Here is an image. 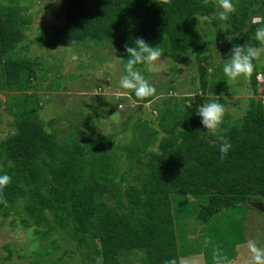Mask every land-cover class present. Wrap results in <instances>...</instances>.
Returning <instances> with one entry per match:
<instances>
[{
    "label": "trees",
    "instance_id": "16d2710c",
    "mask_svg": "<svg viewBox=\"0 0 264 264\" xmlns=\"http://www.w3.org/2000/svg\"><path fill=\"white\" fill-rule=\"evenodd\" d=\"M233 3L236 11L224 30L217 0L207 5L204 0H64L63 23L43 27L34 38L27 34L26 7L19 0L0 3V90L18 93L11 109L13 132L0 140V175L12 178L3 191L8 206L0 203V219L18 220L37 236L31 264H179L182 255L201 252L208 264L234 258L232 250L230 255L226 251L227 245L235 246L231 237L213 225L232 209H262L249 202L264 198V99L256 97V61L248 77L253 97L241 117L225 110L221 132L213 135L197 115L204 103L225 106L229 94L223 66L210 63L212 46L225 38L219 31L228 35L230 47L261 46L255 33L264 27V0ZM204 15L216 16L203 23L208 27L195 19ZM138 37L159 46L175 74L176 61L193 55L199 83L195 86L192 76L194 94L170 95L174 75L149 82L167 96L158 100L155 119L130 115L122 131L109 134L96 133L91 119L64 129L53 127L57 119H43L40 95L28 91L44 88L46 79L48 92H62L51 83L67 75H53L41 59L21 55L30 44L50 51L88 42L109 44L125 73V46ZM136 68L148 75L146 65ZM129 97L138 105L154 98ZM124 132L130 133L127 140L120 136ZM221 134L232 145L223 161ZM188 219L202 227L201 244L192 242L187 250L176 227Z\"/></svg>",
    "mask_w": 264,
    "mask_h": 264
},
{
    "label": "rangeland",
    "instance_id": "374dc122",
    "mask_svg": "<svg viewBox=\"0 0 264 264\" xmlns=\"http://www.w3.org/2000/svg\"><path fill=\"white\" fill-rule=\"evenodd\" d=\"M20 4L26 7L25 14L29 17V30L27 34L34 38L43 27L51 24L63 23V1L64 0H19ZM10 0H0L1 4L7 5ZM218 10L221 11L218 7ZM219 19V18H218ZM226 20H218L219 27L226 28ZM202 26H205L202 23ZM219 35L225 38L220 43H216L214 57L211 60V67L221 64L222 66L227 59L230 58L229 53L233 48L226 44L227 37L224 31H219ZM69 47V48H67ZM264 47L261 45L259 48ZM60 50L58 53L56 50ZM54 51L40 48L36 44H30L27 50L21 55H28L31 58L41 59L46 68H50L53 75L57 74L65 77L53 81L51 85H55L62 92L46 90L50 87L48 80H43L44 88L36 87L34 91L40 95L41 111L40 114L44 120L57 119L54 128H67L75 121L82 122L85 119H91L96 124V133H115L122 131L128 118L140 114L144 119H155L158 112L156 107L158 102H162L165 96L164 91H160L154 95L153 101L145 105H138L133 102L129 94H125L124 90L119 87V79L124 75V70L120 59L117 58L116 49L105 43L88 42L77 46L58 47ZM71 53L80 56L79 62H69ZM191 55V56H190ZM175 61V60H173ZM256 61V69L259 72L257 77V98H264V53ZM177 73L171 71L173 64L167 57H161L157 62V66L153 69L146 65L147 76L149 82L154 84L162 82L174 75L175 91L170 95L173 97H182L184 95L194 94L191 90V78H196L195 86H198V75L194 74L196 67L194 66L193 55L190 53L176 61ZM62 70V71H61ZM50 71V70H49ZM212 71V69H210ZM50 75L48 74V77ZM44 79V78H43ZM38 84V83H37ZM96 85L102 86L100 89ZM229 94L226 96L225 110L234 118L241 117L248 100L253 97L249 84V78H239L230 80L228 78ZM57 93V94H56ZM18 93L12 91L0 90V140L6 138L13 132V115L11 113L12 103ZM160 98V99H158ZM159 100V101H158ZM43 105V106H42ZM157 128V126L155 127ZM129 132L121 133V137H128ZM126 137V140H127ZM161 137V134L159 135ZM120 140V139H119ZM117 141V137H116ZM125 142V141H124ZM154 149L156 145L152 146ZM147 158L144 159L146 161ZM192 202V199H190ZM190 202V205L192 206ZM197 204L200 201H196ZM264 206V198L261 200H253ZM182 204L181 202L178 203ZM175 204V207L178 206ZM252 204V203H250ZM188 218V215H187ZM12 218L0 219V264H31L34 260L33 252L38 247V238L32 233V229L24 228L18 220L12 224ZM219 230H225L227 236L237 237L238 241H233L229 249L227 245V255L230 250L234 253V258L229 259L225 264H248L250 252L247 247L249 241H254L259 248L264 249V212H259L251 207H240L229 210L219 215V218L213 225ZM202 226L188 219L176 227V235H179L180 243L187 245L190 249L193 243L201 244L199 228ZM210 233V232H209ZM212 237L218 234L210 233ZM222 236V235H221ZM220 236V237H221ZM224 240V238H221ZM193 242V243H192ZM202 248V247H201ZM204 249V248H202ZM12 252L10 259H7L9 252ZM182 254L185 251H181ZM179 264H208L204 255L200 254L181 256ZM221 264V263H219Z\"/></svg>",
    "mask_w": 264,
    "mask_h": 264
},
{
    "label": "clouds",
    "instance_id": "9594fccd",
    "mask_svg": "<svg viewBox=\"0 0 264 264\" xmlns=\"http://www.w3.org/2000/svg\"><path fill=\"white\" fill-rule=\"evenodd\" d=\"M208 2L209 0H204L205 5ZM162 3L170 4L171 0H162ZM217 4L221 10L218 13L220 20H227L229 14L236 11L233 0H217ZM215 18L216 16L208 15L195 17L198 25L204 22L210 24ZM255 38L261 45H264V27L257 28ZM125 47L128 59L125 65V74L119 79L120 89L124 90L125 94L134 93L140 99L153 97L156 94V88L149 83L145 76L136 68V65L144 64L154 69L162 57L160 47H152L143 38L139 37L134 40L131 47L127 45ZM262 53H264V47L234 45L229 53L230 58L223 65V73L230 80L250 77L255 67L253 61L258 60ZM68 59L69 62H79L80 56L76 53H71ZM197 115L201 117L202 125L210 134L216 135L221 132V125L225 115V106L223 104L219 102L204 103L197 109ZM219 139L221 141L219 151L221 153V161H223L232 145L222 134L219 135ZM11 181L12 178L7 173L0 175V203H3L6 207L8 204L3 196V191ZM261 206V211L264 212V206ZM247 247L251 254L248 264H264V249L259 248L254 241H249ZM167 264H175V261H169ZM217 264H219V260Z\"/></svg>",
    "mask_w": 264,
    "mask_h": 264
}]
</instances>
